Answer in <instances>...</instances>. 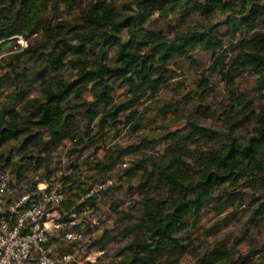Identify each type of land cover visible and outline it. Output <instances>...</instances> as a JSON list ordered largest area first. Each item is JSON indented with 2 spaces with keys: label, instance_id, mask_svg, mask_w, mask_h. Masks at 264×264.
Returning a JSON list of instances; mask_svg holds the SVG:
<instances>
[{
  "label": "trees",
  "instance_id": "16d2710c",
  "mask_svg": "<svg viewBox=\"0 0 264 264\" xmlns=\"http://www.w3.org/2000/svg\"><path fill=\"white\" fill-rule=\"evenodd\" d=\"M157 15L176 18L168 34L153 26ZM194 18L208 22L193 23ZM262 28L264 0H0V53L13 48L18 36L29 41L10 56L11 69L0 75V150L18 144L0 169L12 164L17 180L25 179L22 167L47 165L66 139L70 155H80L100 136L91 134L93 125L102 132L133 124L132 131H138L136 106L167 86L170 63L205 50L215 64H230L223 73L231 84L225 127L188 121L186 133L164 137L168 144L160 157L126 168L123 175L139 176L141 214L118 235L117 228L106 229L96 243L103 249L116 238H131L119 252L125 255L120 264H182L187 255L198 264H231L233 250L217 241L201 252L193 232L209 207L221 212L237 204L249 223L264 220V199L251 195L247 201L244 191L264 194V105L256 110L249 97L233 89L241 71H252L255 91L264 99ZM6 89L12 91L3 99ZM117 90L128 97L116 101ZM135 153V146L110 147L93 169L109 171ZM68 179L61 178L65 186ZM76 203L63 201L60 213Z\"/></svg>",
  "mask_w": 264,
  "mask_h": 264
},
{
  "label": "rangeland",
  "instance_id": "374dc122",
  "mask_svg": "<svg viewBox=\"0 0 264 264\" xmlns=\"http://www.w3.org/2000/svg\"><path fill=\"white\" fill-rule=\"evenodd\" d=\"M218 19L215 18L214 21ZM196 22L205 25L208 21L207 19L194 18L193 23ZM176 23L177 20L173 15L167 17H158L157 15L153 26L168 34L167 31H171ZM220 31L224 32V29L221 28ZM261 31H264V28ZM35 37H40V35ZM33 39L35 38L33 37L31 40ZM21 41H24L23 46L20 44ZM230 41L231 39L226 38L225 44L228 45ZM28 43V40L25 41L18 36L15 38L13 48L1 50L0 75L11 69L9 66L10 56L25 48ZM229 66L227 60L223 67L220 64H215L210 58V54L205 50L195 49L191 52L189 59H176L170 63L168 66L169 75L172 78L155 99H144L136 106L141 117V127L138 131H132L133 124L107 126L102 132L93 125L91 134L99 132L100 136L95 144L88 146L80 155L77 152H72L73 154L70 155L72 144L69 139H66L57 152L52 153L47 165L41 163L39 169L22 167L27 177L25 179L17 180L15 174L12 173V164L5 169H0V177L6 171H9L10 174L9 189L11 192L7 193L10 201L16 200L23 193L29 191L28 188L31 185L36 186L38 182L47 180L52 173H56L58 179L69 177L68 186L63 187V201H76L78 205L85 202L91 206V208L87 207L85 212H83V206L81 209L77 207L78 205L68 209L63 207V213H61L63 220L69 219L70 212L82 213L78 216V221L73 228L80 229L81 227L84 238L79 243L70 244L65 241L61 231L54 232L51 242L55 257L62 259L63 263L67 264L74 263V261L79 262L87 256L94 257L95 264H120L125 255L119 254V252L131 238L120 240L116 238L104 246L102 249L104 253L100 255L97 254L101 249L96 241L106 229L117 228L115 232L117 234L124 225L135 223L141 214L138 205L140 195L136 187L139 176L137 174L134 178L127 177L123 175L124 170L142 158L160 157L164 152L165 145L168 144V139L164 137L172 132L186 133L189 130L188 121L194 120L216 130L223 129L225 117L229 115L226 111L231 103L228 93L231 84H229V78L225 79L223 76ZM235 78V88L233 89L237 93L242 92L249 97L256 110L260 105H264V99H261L255 91L257 76L252 71L243 70ZM11 91L10 89L4 90L3 99ZM127 97L123 90L116 91V101H122ZM87 99H90V96ZM2 102L0 100V105ZM77 107H73L72 111L79 109ZM121 119H124L123 116ZM128 146H135L136 153L122 157L109 171L93 169L97 161L105 159L108 148ZM17 147L16 142L9 143L0 150V154H3L0 160L1 165L4 164V158L9 153L14 156ZM201 147L205 148V143H201ZM17 159L18 157L13 158L15 161ZM78 179L84 182L78 183ZM242 189L243 187L240 186L231 190ZM244 191L248 192L247 201L251 195L261 196L264 199V194H259L253 189H244ZM126 213L135 218L128 221L123 217ZM247 217V213L243 212L237 204L229 205L221 212H218L214 207L205 209L199 227L193 232L195 240L197 239L195 246L201 247V252L206 249L208 251L212 249L213 243L218 241L224 243L228 250L234 251L231 264L263 263L264 220L253 225L248 222ZM65 253L70 254L69 258L63 257ZM182 264H198V260L187 255ZM221 264H227V262Z\"/></svg>",
  "mask_w": 264,
  "mask_h": 264
},
{
  "label": "built area",
  "instance_id": "2783aa9c",
  "mask_svg": "<svg viewBox=\"0 0 264 264\" xmlns=\"http://www.w3.org/2000/svg\"><path fill=\"white\" fill-rule=\"evenodd\" d=\"M20 44L23 46L24 41ZM9 175L6 171L0 177V264H67L55 257L51 242L54 232L61 231L65 241L72 244L79 243L84 232L81 227L80 230L73 228L82 213L73 211L68 214L69 219L61 218L65 186L62 180L52 173L49 179L38 182L33 190L10 201L7 197L11 192ZM87 207L91 208L86 205L83 212ZM103 253L102 249L97 252L99 255ZM69 255L65 253L63 257L69 258ZM95 263L94 257L87 256L71 264Z\"/></svg>",
  "mask_w": 264,
  "mask_h": 264
}]
</instances>
